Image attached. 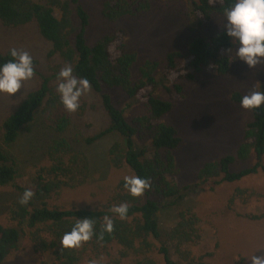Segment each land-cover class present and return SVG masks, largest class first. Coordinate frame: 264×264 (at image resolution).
Returning <instances> with one entry per match:
<instances>
[{
  "label": "trees",
  "instance_id": "obj_1",
  "mask_svg": "<svg viewBox=\"0 0 264 264\" xmlns=\"http://www.w3.org/2000/svg\"><path fill=\"white\" fill-rule=\"evenodd\" d=\"M163 2L172 0H160ZM197 29L223 15L234 0H188ZM146 0H105L102 16L114 22L124 15L137 16L147 12ZM0 23L16 29L34 23L40 36L50 44L49 58H58L71 66L73 75L86 78L108 118V125L93 136L84 137L80 144L91 146L109 135L120 137L107 150L108 163L116 169L127 167L132 175L147 179L150 188L133 198L121 181L111 200L99 208L67 209L51 201L64 189H74L85 183L89 173L86 154L67 137L73 121L61 104L57 84L43 78L29 92L0 126V187L13 190L14 198L8 209L6 226L0 224V264L16 250L22 237H27L39 264H195L181 255V248L193 242L197 218L190 210L181 211L173 228L165 235L159 230L157 216L166 207L176 206L189 195L209 193L222 183H236L244 178L264 173V106L250 111L243 142L235 156L227 155L205 164L194 181L184 186L176 183L178 170L172 153L183 143L177 130L161 121L183 98L184 84L191 83L205 71L220 77L228 76L235 63L226 49H234L224 31L196 36L185 53H167L163 66L148 61L138 69L133 80L132 69L137 54L126 50L122 31L105 35L92 46L87 44L89 16L80 0H0ZM12 58L9 50L0 51V64ZM34 76L38 62L33 60ZM62 66L56 67L59 71ZM161 87L163 99L156 91ZM119 90L130 102L141 104L147 114L128 122L107 91ZM264 90V84L261 89ZM241 92L232 93V103L240 105ZM83 100V97L80 98ZM87 103L79 107L82 113ZM96 111L97 108L91 105ZM37 115L51 138L43 156L46 166L39 167L29 181L17 184L18 165L10 153L21 136L30 134ZM252 154L254 163L239 171L232 167L246 162ZM33 196L21 204L23 193ZM126 204L125 219L111 211ZM113 222L112 231L104 230L105 217ZM93 222V237L74 249H62L60 240L78 219ZM182 256V255H181Z\"/></svg>",
  "mask_w": 264,
  "mask_h": 264
},
{
  "label": "rangeland",
  "instance_id": "obj_2",
  "mask_svg": "<svg viewBox=\"0 0 264 264\" xmlns=\"http://www.w3.org/2000/svg\"><path fill=\"white\" fill-rule=\"evenodd\" d=\"M38 1V0H36ZM105 0H80L89 16L86 30L87 44L92 46L105 35L122 31L126 50L137 54L132 69L133 80L138 69L146 62H157L158 72L169 52L185 53L188 44L196 36L212 35L223 29L224 15L197 29L188 0H146L150 8L137 16L124 15L114 22L102 16ZM15 48L28 52L38 62L37 74L22 82L21 89L8 97L0 94V126L5 117L12 113L26 95L36 89L43 78L58 83V73L65 68L54 57L49 58L51 46L39 34L34 23L7 29L0 23V51ZM232 71L220 77L205 71L196 80L184 84L183 98L174 102L173 110L161 121L174 127L182 138V145L172 153L178 175L179 186L194 181L199 170L207 163L231 155L235 156L243 142L246 124L251 113L231 102L234 92L244 95L258 90L257 83L264 84V60L249 69L235 56ZM62 66L57 71L56 67ZM116 106L124 110L128 122L146 115L145 108L130 102L119 90L107 91ZM163 99L166 94L161 87L156 91ZM80 106L87 103V110L73 112L72 125L67 137L76 141V147L86 154L89 173L85 183L74 189H64L51 201L67 209L99 208L114 196L116 188L125 176L132 173L127 167L113 168L106 157L114 142H123L116 135H109L91 146H82L80 141L105 129L108 118L101 107L100 99L90 90L82 95ZM94 105L97 110L91 108ZM51 136L44 129L42 118L37 115L30 134L21 136L10 149L18 165L17 184L23 186L39 167L46 166L43 149ZM254 163L252 154L246 162H236L232 169L239 171ZM13 190L0 187V224H8L7 212L13 201ZM190 210L197 218L193 242L181 248V255L195 264H250L248 258L264 255V173L242 179L236 183H222L215 191L189 195L176 206L163 208L158 216L159 230L167 234L175 225L181 211ZM3 264H39L27 237H22L16 250L12 251ZM84 264H96L84 263Z\"/></svg>",
  "mask_w": 264,
  "mask_h": 264
},
{
  "label": "clouds",
  "instance_id": "obj_3",
  "mask_svg": "<svg viewBox=\"0 0 264 264\" xmlns=\"http://www.w3.org/2000/svg\"><path fill=\"white\" fill-rule=\"evenodd\" d=\"M224 34L235 46V56L249 69L256 67L264 60V0H234V3L224 11ZM226 54L231 55L232 49H226ZM12 58L9 62L0 64V94L8 97L17 93L22 82L30 80L34 76L33 59L28 52H18L15 48L9 50ZM56 92L60 102L69 112H76L82 95L90 90V84L86 78H77L73 75L71 66H66L58 73ZM258 90L252 91L240 98V107L244 110L255 111L264 106V90L257 83ZM124 187L133 198L140 197L150 188L147 179L136 175L124 177ZM33 196L32 191L26 190L20 200L21 204H27ZM120 219H125L128 207L122 204L112 209ZM104 230L111 232L113 222L105 217ZM94 225L88 219H78L70 231L65 232L60 240L62 249H74L82 243L89 241L93 235ZM250 264H264V255L248 258Z\"/></svg>",
  "mask_w": 264,
  "mask_h": 264
}]
</instances>
